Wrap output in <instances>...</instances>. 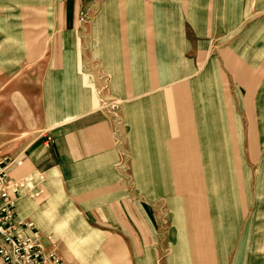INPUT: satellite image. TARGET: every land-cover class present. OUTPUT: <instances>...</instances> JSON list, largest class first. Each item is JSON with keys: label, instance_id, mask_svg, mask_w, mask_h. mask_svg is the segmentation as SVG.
Masks as SVG:
<instances>
[{"label": "rangeland", "instance_id": "obj_1", "mask_svg": "<svg viewBox=\"0 0 264 264\" xmlns=\"http://www.w3.org/2000/svg\"><path fill=\"white\" fill-rule=\"evenodd\" d=\"M61 1L20 0L15 6L12 2L0 3V28H6V32L0 34V62L13 53L22 57L19 65L8 68L13 70L12 73L6 70L0 77V160L22 162L21 167L25 169L17 178L14 179L13 173L11 177L23 186L20 192L25 194L27 201L40 207L45 206L51 195L46 189L51 169L45 164L35 167L28 160L38 147L32 145L33 142L51 125L48 61L53 59L54 44L62 41L61 28L67 26L61 19V12L59 14ZM103 4L106 5V0H87L71 24L75 30L80 26L75 41L77 44L81 41L82 48L86 49L85 58L94 57L95 41L89 26ZM210 7L202 6V1L198 0V11L205 12ZM263 15L264 12L259 17ZM81 34H84L83 40L79 39ZM31 40L36 48L12 50L13 44L27 43L29 47ZM234 40L226 37L222 39V45L216 47L222 46L225 50ZM210 53L227 59V51L212 48ZM252 53L256 55L259 51L248 50L250 56ZM230 55L235 62L242 60L245 63L247 78L260 79L256 57L244 60L233 50ZM57 57L62 58L61 49ZM172 83L166 82L165 100L161 104L151 95L144 114L136 113L141 109L135 108L133 116H128L129 120L123 116L122 131L118 135L124 156H127L121 158L119 166L122 185L128 186L135 198L154 204L161 218L164 237L158 247L161 255L157 264H253V256L260 250L259 243H254L255 231L260 235V228L252 226L253 219L258 214V219L264 220V216H260V212L264 214V98H238V84L230 83L228 123V115L217 112L216 107H220L223 99L221 93L215 91L214 82L202 86L199 91L196 84L188 80L176 87ZM246 87L244 95L250 89L251 93H264L261 83ZM190 90L194 91L191 95ZM183 91L186 98H175ZM163 101L165 109H159ZM244 102L247 107L257 104L262 108L252 107L251 113L245 114ZM206 105L209 108L204 114H189L192 108L196 110ZM192 117L194 123L200 120L198 127H202V123L205 124L203 127H212L218 122L215 126L220 130H200L197 134L183 130L181 127L189 128ZM163 119L174 131L157 130V124ZM192 137L197 139L198 146L189 145ZM130 142L133 145L128 147ZM195 153V158H188ZM187 170L195 176L192 193H187ZM56 189L60 190V198L51 218L59 229L57 233L49 229L44 231L43 240L57 251L65 264H119L125 260L129 264H145L146 255L151 254L147 244L142 240L125 243L110 233L92 229L91 225L85 224L88 220L80 201L71 202L73 200L62 182ZM81 197L84 200V196ZM191 203H195L193 209ZM20 214L38 225L29 215ZM63 219L65 222L74 219V225L65 224ZM43 229L47 230L46 227ZM86 233L91 235L89 241L85 240ZM175 251L180 254L178 258H174Z\"/></svg>", "mask_w": 264, "mask_h": 264}, {"label": "crops", "instance_id": "obj_2", "mask_svg": "<svg viewBox=\"0 0 264 264\" xmlns=\"http://www.w3.org/2000/svg\"><path fill=\"white\" fill-rule=\"evenodd\" d=\"M201 1L202 6H211L205 12L198 11V0H106V5L103 4L89 26L95 41L93 58H85L86 49L82 48L81 41L79 44L75 41L80 26L76 30L71 26L78 9L84 7L87 0L61 1L59 14L61 12V19L67 22V26L61 28L62 41L54 44L53 59L48 61L51 125L46 133L33 142L32 145L37 144L38 147L28 160L35 167L45 164L51 169L46 185L51 195L45 206L40 207L35 202H28L25 194L20 192L15 222H30L21 216V212L39 225L34 224L35 228L26 233L41 237L42 240L45 238L44 231L57 233L59 227L54 224L51 213L60 198V190L56 188L62 182L73 200L71 202L77 199L85 210L88 220L85 224L91 225L94 230L110 233L125 243L142 240L151 253L150 256L146 255L145 264L158 263L161 255L158 247L164 237L161 218L154 204L135 198L128 186L121 183L123 176L119 166L121 158H127L118 137L122 131L123 116H133L135 108L141 109L136 113L144 114L151 95L161 104L165 100L166 82H173L172 86L176 87L188 80L196 84L197 91L214 82L215 91L221 93L223 99L220 107H216L217 112L227 114L228 123L231 114L230 83L238 84V98H264L263 92L251 93V89L244 95L247 85H264V15L259 17L264 12V0ZM1 2L4 5L12 2L15 6L20 0ZM4 28H0V34L6 32V28L2 31ZM13 33H16L15 30ZM83 35L80 40H83ZM226 37L235 39L229 44L231 47L228 45L225 50L222 46L216 47L222 45V39ZM29 43V47L27 43L18 46L13 44L12 50L26 51L31 46L36 48L32 40ZM212 48L227 51V59L220 54L211 55ZM60 49L61 59L57 57ZM231 50L244 60L256 57L259 60L257 68L260 69L257 72L260 79L252 81V78H247L245 63L242 60L235 62L231 58ZM248 50H257L259 53L250 56ZM21 58L13 53L7 60H1L0 77L6 74L9 67L22 62ZM2 63L6 65L1 66ZM8 71L12 73L13 70ZM193 92L190 90V95ZM185 93L176 94L175 98L184 99ZM255 106L257 109L262 108L257 104L247 107L244 102L243 112L250 114V108ZM162 107L158 106L159 109H165V101ZM208 108V105L197 107L196 110L192 108L189 114H204ZM212 110L216 113L214 107ZM199 122L194 123L192 117L189 128H181L196 134L200 130H220L219 126H215L218 122L213 123L212 127H203L204 123L198 127ZM157 127V130L164 132L174 131L167 126L165 119ZM194 140L192 137L189 145L198 146L197 139L195 143ZM131 145L133 143L130 142L128 147ZM196 155L188 158H195ZM23 169L21 167L13 172L14 179ZM194 181V174L187 170V193L195 189ZM179 192L185 193L184 190ZM81 196H84V200ZM260 216L264 214L260 212ZM63 221L74 225V219L73 222ZM44 226L47 230L43 229ZM252 226L260 228V235L256 231L254 234V243H259L260 250L253 256L252 263L264 264V220L258 219L257 214ZM84 237L89 241L91 235L86 233ZM174 256L178 258L179 252L175 251ZM125 261L119 264H129L128 260Z\"/></svg>", "mask_w": 264, "mask_h": 264}, {"label": "built area", "instance_id": "obj_3", "mask_svg": "<svg viewBox=\"0 0 264 264\" xmlns=\"http://www.w3.org/2000/svg\"><path fill=\"white\" fill-rule=\"evenodd\" d=\"M21 161L0 160V264H65L57 251L29 230L33 223L17 224V199L22 185L11 175Z\"/></svg>", "mask_w": 264, "mask_h": 264}, {"label": "bare ground", "instance_id": "obj_4", "mask_svg": "<svg viewBox=\"0 0 264 264\" xmlns=\"http://www.w3.org/2000/svg\"><path fill=\"white\" fill-rule=\"evenodd\" d=\"M193 180V179H192Z\"/></svg>", "mask_w": 264, "mask_h": 264}]
</instances>
